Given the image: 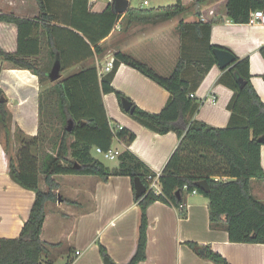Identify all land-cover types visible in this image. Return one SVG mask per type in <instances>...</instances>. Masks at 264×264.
<instances>
[{
	"label": "trees",
	"instance_id": "1",
	"mask_svg": "<svg viewBox=\"0 0 264 264\" xmlns=\"http://www.w3.org/2000/svg\"><path fill=\"white\" fill-rule=\"evenodd\" d=\"M38 1L43 11V1ZM205 1L194 0L185 5L178 0L176 4L159 8H131L125 16L140 23H157L182 15ZM259 9L264 11V0L226 2V16L235 23H247L251 12ZM74 10L82 12L83 16L81 21L76 17L70 26L84 35L72 30L69 32L76 35L84 47L56 46L51 26H43L36 19L0 13V22L15 25L18 32L17 47L14 50L0 48V59L15 68L31 70L42 83L45 79L49 80L47 74L57 57L60 58L63 72L80 61L102 53L100 41L108 36L123 15L115 12L111 4L100 13L91 12L89 0L76 1ZM195 14L197 20L194 23L181 20L177 26L182 38L181 53L175 67L166 76L133 55L119 51L115 53L111 71L100 73L96 65L84 64L45 89L48 92L47 103L40 91L39 132L35 136L22 138L18 156L9 157L11 177L23 187L34 190L35 200L20 235L0 239V264H46L44 254L48 248L41 234L47 203L59 199L57 190L60 185L54 177L60 174L97 175L104 181L112 175L130 176L134 193L136 177H140L146 185V192L140 197L135 196L141 209L138 244L136 252L126 264H138L147 257L149 206L160 201L181 207L185 194L194 190L209 199L212 228L224 225L231 242L264 244V202L258 200L251 190L252 179L264 180L261 163V147L264 142L259 141L264 136V102L252 84L249 57L236 56L234 64L223 69L218 79L219 83L233 91L228 103V124L218 127L196 118L203 101L190 94L195 93L212 66L217 64L214 49L223 47L210 41L215 19L203 21L199 11ZM46 16L53 18L42 12L38 19L42 20ZM37 28L46 29L49 37L47 68L43 67L39 58H34L41 57L42 53L41 38L39 34L34 35ZM261 53L264 56V47ZM121 63L139 70L169 92V99L160 112L152 113L139 107L114 88V74ZM240 77L244 81L243 86L238 81ZM111 92L116 94L122 109V98L132 101L134 112H126L138 122L160 134L173 131L178 135L177 148L160 173L151 169L128 148L122 150L117 158L119 163L113 168L92 155L94 146L107 150L113 146L115 139L128 146L136 137L133 131L125 127L116 128V132L115 128L110 127L103 95ZM70 119L74 123L69 131L67 123ZM10 121L11 114L6 103L0 102V127L4 130L8 156L13 147ZM56 121L59 124L55 127L56 135L46 137L45 129L50 126L54 128ZM71 137L73 140L70 142ZM46 142L49 149L44 148ZM75 163L80 166H75ZM157 174L161 192L150 188L151 178ZM41 178L47 185L46 189L40 186ZM203 179L208 180L209 191L196 185ZM178 190L181 193L180 199L176 195ZM188 244L197 253L203 250L204 256L216 264H231L209 245ZM99 249L103 257L109 256L101 243ZM72 263L73 259L66 264Z\"/></svg>",
	"mask_w": 264,
	"mask_h": 264
},
{
	"label": "crops",
	"instance_id": "2",
	"mask_svg": "<svg viewBox=\"0 0 264 264\" xmlns=\"http://www.w3.org/2000/svg\"><path fill=\"white\" fill-rule=\"evenodd\" d=\"M42 1L43 11L38 0H0V13L36 19L43 26H51L56 46L84 47L81 46L82 41L69 32L72 30L84 35L70 26L76 17L81 21L83 16L82 12L74 10L79 0ZM133 1L139 4L132 5ZM144 1L129 0V9H143L153 3L151 8H159L176 4L178 0H149V5H144ZM181 1L189 5L194 0ZM226 2L206 0L189 10L191 13L187 11L188 15L178 21L176 16L157 23L130 20L128 15L125 16L128 9L108 36L100 41L103 52L81 63L75 60L78 64L63 71L64 76L84 64L96 65L101 73L106 63L114 59L115 53L119 51L133 55L161 74L162 71H172L182 45L177 26L181 20L194 23L197 20L195 12L199 11L203 21L215 19L210 33L212 44L230 50L239 58L249 57L251 81L264 102V56L261 53L264 47V24L233 22L226 16ZM109 4L110 0H89V9L100 13ZM42 12L53 18L46 16L42 20L38 19ZM34 32L41 38L40 56L44 54L48 61L50 42L47 31L37 28ZM17 35L15 25L0 22V48L14 50L17 47ZM221 74L222 69L215 64L195 91L197 99L203 101L196 118L218 127H224L229 122L228 103L233 95L232 89L219 83ZM112 84L139 107L152 113L160 112L170 95L164 87L125 63L117 67ZM40 91L41 82L36 74L29 69L15 68L0 59V102L6 103L11 114V151L18 148L22 138L35 136L39 132ZM2 97L6 100L1 101ZM103 101L110 127L114 129L122 125L136 134L128 146L115 139L112 147L130 149L151 169L161 172L177 148L178 135L173 131L166 134L154 132L135 120L122 109L114 92L104 94ZM1 130L0 127V239L16 238L29 217L36 194L11 177ZM261 163L264 169V144L261 147ZM54 178L60 185L57 192L62 201H50L46 206L47 214L41 234L48 248L44 258L53 264H66L72 259V264H104L99 249L101 243L113 263L126 264L137 249L141 218L131 177L112 175L104 181L97 175L60 174ZM255 180L251 182L252 193L264 202V180L258 179L254 183ZM40 186L47 188L43 178L40 179ZM147 217V257L138 264H216L204 256L203 250L197 253L188 242L211 246L231 264H264L263 243L231 242L224 225L211 227L209 199L198 191L186 193L181 207L160 201L151 204ZM78 251L80 253L77 254Z\"/></svg>",
	"mask_w": 264,
	"mask_h": 264
},
{
	"label": "water",
	"instance_id": "3",
	"mask_svg": "<svg viewBox=\"0 0 264 264\" xmlns=\"http://www.w3.org/2000/svg\"><path fill=\"white\" fill-rule=\"evenodd\" d=\"M111 1V7L112 9L117 12L118 14H123L129 9V0H110ZM214 54L217 59V65L223 70L230 68L235 60L236 56L228 49L225 48H215ZM48 77L50 81L55 82L59 80L62 77V64L60 61V58L57 57L48 72ZM238 81L241 83V86H243L244 81L240 77ZM6 98L2 97L1 101H5ZM122 106L125 109V111H128L130 113H133L135 110V107L133 106V103L130 99L122 98ZM74 121L72 119L68 120L67 123V129L70 131L72 130V125ZM259 141L264 142V136L259 138ZM75 166L79 167L80 165L78 163H75ZM196 185L200 188H202L205 191H209V182L207 179L200 180L196 183ZM134 186H135V196L140 197L146 192V185L142 182L140 177H136L134 179ZM177 197L181 198V193L178 190L176 192ZM59 201H62L59 195ZM43 264V263H42ZM104 264H113L112 259L109 256L104 257Z\"/></svg>",
	"mask_w": 264,
	"mask_h": 264
},
{
	"label": "rangeland",
	"instance_id": "4",
	"mask_svg": "<svg viewBox=\"0 0 264 264\" xmlns=\"http://www.w3.org/2000/svg\"><path fill=\"white\" fill-rule=\"evenodd\" d=\"M139 3H137V2H135V1H133L132 2V5H138ZM154 5V3L151 5V6H145V7H147V8H151L152 6ZM169 5H171V4H169ZM167 6V5H166ZM189 13H191V11H188ZM188 12H186V14H182V15H179L178 17H177V21L179 20V18L181 19V17H186L187 15H188ZM179 31V30H178ZM40 60H41V62L43 63V67H45V68H47L48 66H49V61H47L46 60V56L43 54L40 58H39ZM41 63V64H42ZM174 64H176V63H174ZM174 67H175V65H173ZM40 67H42V65L40 66ZM153 68V67H152ZM172 68V67H171ZM156 70V69H155ZM157 71V70H156ZM159 72V71H158ZM163 73H162V75H164V76H166V75H168V74H170V72L171 71H168V72H164V71H162ZM160 73V72H159ZM62 74H63V76H64V73L62 72ZM161 74V73H160ZM54 82H52V81H50V79L49 80H43V82L41 83V90H42V93H43V98H44V101L47 103V101H48V92L47 91H45V89L47 88V87H49L50 85H52ZM127 113V112H126ZM57 121L55 122V125H54V128H53V126H50V128H48L47 130L45 129V132H46V137H47V135L48 136H55L56 135V133H57V130H56V128L55 127H58V125L59 124H57ZM1 132H2V134H1V136H2V140H4L5 141V137H4V130L2 129L1 130ZM73 140V137H71V139H70V142ZM5 143V142H4ZM46 146L44 147V148H47V149H49V144H48V142H46V144H45ZM5 147V146H4ZM20 147H21V144L20 145H18V148L17 149H13V151H11V153L9 154V156H8V158L9 157H17L18 156V153H19V149H20ZM5 150H6V148H5ZM6 153H7V151H6ZM91 153L93 154V156L94 157H96V158H98V159H100L102 162H104L107 166H109L110 168H113V166H115L116 165V163H117V159H107V158H104V156L103 155H101L100 153H98V152H96V148H95V146L92 148V150H91ZM71 158V157H70ZM257 181H258V179L257 180H255V182L254 183H257ZM44 262H46V264L47 263H49V261L46 259V258H44ZM57 264H62L61 262H58Z\"/></svg>",
	"mask_w": 264,
	"mask_h": 264
},
{
	"label": "built area",
	"instance_id": "5",
	"mask_svg": "<svg viewBox=\"0 0 264 264\" xmlns=\"http://www.w3.org/2000/svg\"><path fill=\"white\" fill-rule=\"evenodd\" d=\"M144 5H149V0H145ZM247 23L250 25L264 24V11L261 9L252 11ZM113 67H114V59H111L103 67V72H101V73L109 72L113 69ZM190 95L192 97H195L194 92L191 93ZM121 128H123L122 125H119L117 127V129H121ZM117 129L115 128L114 131L116 132ZM96 152L103 155L104 158L117 159L118 156L120 155V153L122 152V150H120L118 148H113V147H111L107 150H104L101 147H96ZM158 173H160V172H158ZM158 176H159V174H157L155 177L151 178L150 188L154 189L156 192H161V186H160V183L158 181ZM194 191H197V190H194ZM78 253H80V252L78 251L77 254Z\"/></svg>",
	"mask_w": 264,
	"mask_h": 264
}]
</instances>
